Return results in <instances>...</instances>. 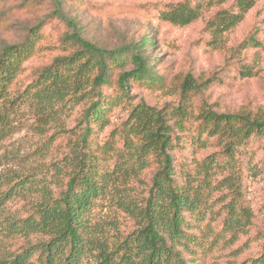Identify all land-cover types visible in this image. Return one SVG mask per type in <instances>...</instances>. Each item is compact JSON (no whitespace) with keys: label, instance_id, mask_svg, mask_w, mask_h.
I'll use <instances>...</instances> for the list:
<instances>
[{"label":"rangeland","instance_id":"374dc122","mask_svg":"<svg viewBox=\"0 0 264 264\" xmlns=\"http://www.w3.org/2000/svg\"><path fill=\"white\" fill-rule=\"evenodd\" d=\"M254 1L240 22L220 31L218 16L223 10L235 11L234 0H0V49L23 42L32 28L41 26L34 53L12 84L13 95L21 97L0 105V191L12 190L3 207V220L27 217L46 191L52 197L58 195L68 180L70 148L77 140L72 134L84 130V112L91 99L70 94L45 108L23 93L56 56L73 51L64 40L71 30L61 11L77 22L84 38L123 55L126 70L135 68L132 52L142 53L154 79L132 81L124 94L117 85L120 69H115L112 84L103 89L110 109L105 123L95 127L93 138L94 146L114 141V150L99 158L111 179L85 215L88 236L99 250L87 255L82 264H100L99 251L110 250L134 230L135 221L124 207L134 200L143 203L148 196L157 169L154 158L148 156L149 165L140 168L143 158L125 152L123 134L132 109L141 101L161 110L173 126L172 154L181 182L186 181V174L202 178L203 174L196 173L210 155L220 164L212 171L210 186H201L196 179L193 183L204 194L203 215L190 217L187 230L195 238L191 257L196 264H253L261 259L264 134L245 139L230 155L225 149L229 138L203 131V112L208 108L264 116V0ZM176 10L188 14L190 20L172 22L163 17ZM253 33L261 45L251 43ZM143 42L146 49L140 51ZM189 76L194 89L183 98ZM180 106L186 107V117L179 116ZM229 174L231 187L222 186ZM230 208L242 217L240 229L225 226ZM46 239L39 233H14L6 244L10 250H22ZM40 261L38 251L33 262Z\"/></svg>","mask_w":264,"mask_h":264},{"label":"trees","instance_id":"16d2710c","mask_svg":"<svg viewBox=\"0 0 264 264\" xmlns=\"http://www.w3.org/2000/svg\"><path fill=\"white\" fill-rule=\"evenodd\" d=\"M234 2L235 11L223 10L218 16L220 31L240 22L255 4L254 0ZM178 11L168 12L163 17L172 22L190 20L188 14ZM60 16L64 17L71 30L64 40L73 51L56 56L50 65L41 70L37 81L23 93L29 99H36L45 108L54 107L55 102L65 100L70 94H78L83 99H91V102L84 112V130L80 134H72L77 140L70 148L68 169L65 172L68 180L58 195L52 197L46 191L27 217L3 220V207L11 197L12 190L0 191V264H34L33 257L38 251L40 264H82L87 255L99 250L98 244L88 236L85 215L111 179V172L102 166L99 158L113 149L114 141L94 146L93 138L95 127L105 123L110 109L111 101L103 89L112 84L111 77L115 69H120L117 85L124 94L132 81H154L149 62L142 53L132 52L135 68L126 70L127 60L123 55L96 46L84 38L73 18L63 16L61 11ZM40 28H32L23 42L6 44L0 49V105L21 97L13 95L12 84L23 70L24 62L35 51L41 37ZM253 34L251 43L254 46L261 45L256 33ZM150 44L156 46L154 40ZM145 49L143 42L140 51ZM191 81L189 76L183 85V98L187 97V91L194 89ZM182 107L178 109L179 116L186 117L187 109ZM203 118V131H209L211 136L220 134L229 138L225 149L230 155L236 152V145L242 144L245 139L254 134H264V116L218 113L208 108L203 112ZM210 123L213 126L208 128ZM123 134L125 152L143 158L140 168L148 166V156H153L157 169L145 201L139 203L134 200L124 207L135 221L134 230L110 250L99 251L100 264H196L194 257H191V245L195 238L188 235L187 230L190 228V217L203 215L204 194L193 183L196 179L201 186H210L212 171L220 165L218 160L214 155L208 156L196 173L203 174L202 178L195 176V179H191L186 174V181L181 182L175 171L172 154L176 139L173 126L166 122L161 110L145 101L132 109ZM232 182V175L229 174L223 178L221 185L231 187ZM232 209L230 217L224 221L225 226L229 230L240 229L242 217ZM14 233L24 236L39 233L46 235L47 239L28 244L22 250H10L6 238ZM253 264H264V255Z\"/></svg>","mask_w":264,"mask_h":264}]
</instances>
